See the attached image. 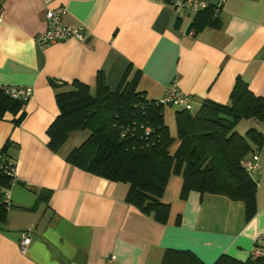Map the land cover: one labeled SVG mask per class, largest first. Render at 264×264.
<instances>
[{
	"label": "crops",
	"instance_id": "obj_1",
	"mask_svg": "<svg viewBox=\"0 0 264 264\" xmlns=\"http://www.w3.org/2000/svg\"><path fill=\"white\" fill-rule=\"evenodd\" d=\"M200 1L216 7L215 23L196 27V14L175 13L159 0H0V85L33 90L19 112L0 118V153L16 165L11 206L0 212V264H102L106 257L160 264L168 247L189 250L204 264L222 254L250 257L264 234V147L251 173L252 217L242 201L222 194L191 190L182 198V177L171 174L161 198L169 205L165 223L126 200L128 183L66 160L88 130L71 133L58 151L48 147L47 129L59 113L56 91L79 81L93 95L98 75L114 91L127 72L155 101L174 84L191 97L190 111L206 99L227 104L237 77L264 96V0ZM58 6L64 25L82 27L84 41H36L47 28L46 11ZM163 105L170 130L175 108ZM236 127L264 133V121L243 119ZM28 229L31 242L22 252L20 235Z\"/></svg>",
	"mask_w": 264,
	"mask_h": 264
},
{
	"label": "trees",
	"instance_id": "obj_2",
	"mask_svg": "<svg viewBox=\"0 0 264 264\" xmlns=\"http://www.w3.org/2000/svg\"><path fill=\"white\" fill-rule=\"evenodd\" d=\"M213 7L206 5L198 11L193 24L200 27L211 20L215 23ZM127 74L114 91L104 85L101 75L93 95L88 85L79 81L67 90L56 91L59 113L47 129L48 147L58 151L71 133L88 130V136L70 150L66 160L108 180L128 183L126 200L153 213L160 222H166L169 212V205L161 198L171 174L182 177V198L191 190L222 194L242 201L246 217H252L256 211V182L242 161L261 151L264 133L250 127L240 134L236 126L243 119L264 121V96L255 95L237 77L227 104L206 99L194 115L178 108L174 114L176 134L172 136L164 120V105L146 99L136 90V77L128 78ZM24 103L0 85V118L6 112L16 114ZM0 184L10 185V177L1 171ZM6 209L0 206V212ZM160 264L204 263L189 250L168 247ZM212 264H264V256L250 254L240 261L222 254Z\"/></svg>",
	"mask_w": 264,
	"mask_h": 264
},
{
	"label": "built area",
	"instance_id": "obj_3",
	"mask_svg": "<svg viewBox=\"0 0 264 264\" xmlns=\"http://www.w3.org/2000/svg\"><path fill=\"white\" fill-rule=\"evenodd\" d=\"M169 4L175 13H186L194 15L201 9L206 7V4L200 0H159ZM65 12L63 6H58L53 9H48L45 13L47 28L45 31L36 36V41L41 46H47L51 43L62 41L66 38L73 37L79 41H84L86 35L83 33L80 26H67L62 22V17ZM1 16V12H0ZM6 92L13 98L26 101L32 95V87L25 86H4ZM162 104H170L179 108L191 110V97L181 95L174 84H171L162 99L159 100ZM259 151H254L248 157L243 159L242 165L248 173H252L259 165ZM0 171L10 177V184L16 180V165L10 160L4 158L0 154ZM0 206L9 208L11 200L9 195V186L0 184ZM31 242L29 229L25 230L20 235L19 249L25 251ZM256 245L250 251L251 255L264 256V234L259 235L256 240ZM102 264H114L112 258L106 257Z\"/></svg>",
	"mask_w": 264,
	"mask_h": 264
},
{
	"label": "rangeland",
	"instance_id": "obj_4",
	"mask_svg": "<svg viewBox=\"0 0 264 264\" xmlns=\"http://www.w3.org/2000/svg\"><path fill=\"white\" fill-rule=\"evenodd\" d=\"M173 107L175 108V109L173 110V112H174V114H175V111L177 110V109H176L177 106H173ZM190 113H191V115H194V114H195V110L193 109ZM249 128H250V127H248V128L245 127V129L242 130V134H245V133H246V130L249 129ZM237 130H240V128L237 129V127H236V131H237ZM170 134H171L172 136H175V134H176V128H175V125L172 126V127H170ZM253 145H254V144H253ZM253 145H252V146H253ZM253 147H254V146H253ZM256 180L258 181V180H259V177L256 176Z\"/></svg>",
	"mask_w": 264,
	"mask_h": 264
}]
</instances>
